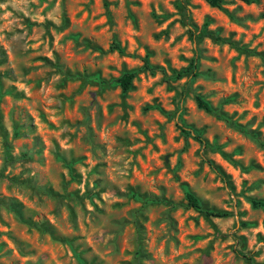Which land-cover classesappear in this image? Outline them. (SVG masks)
I'll return each instance as SVG.
<instances>
[{"label": "rangeland", "instance_id": "374dc122", "mask_svg": "<svg viewBox=\"0 0 264 264\" xmlns=\"http://www.w3.org/2000/svg\"><path fill=\"white\" fill-rule=\"evenodd\" d=\"M197 95L264 142V0H0V264H264V145Z\"/></svg>", "mask_w": 264, "mask_h": 264}, {"label": "trees", "instance_id": "16d2710c", "mask_svg": "<svg viewBox=\"0 0 264 264\" xmlns=\"http://www.w3.org/2000/svg\"><path fill=\"white\" fill-rule=\"evenodd\" d=\"M206 1L210 5L216 6V7H222L223 4L225 3V0H206ZM242 1H244L246 3H251L253 0H242ZM214 36H215V38L217 40L225 41L224 38H222V37H220L218 35H214ZM113 48L120 49V46L118 44H116ZM241 49L243 50V48H241ZM144 68L145 69H152L153 68V66L149 63L148 59H145ZM195 68H196V62H195V60H193L186 69H184L180 73H178V76H182L183 74H187V73H190V72H191V74H194V72H195L194 69ZM136 75H137L136 71H127V72L123 73L116 80V82L121 86V88H122V90L124 92H127L130 89H132L133 81H134ZM196 101H197V104H198V106L200 108H203L207 112L213 113V114H215L218 117H222L225 120L230 121L231 123L236 125L235 122L231 121L223 113H221L220 111H218L215 108H213V106L203 96L197 95L196 96ZM236 126L238 128H240L244 133L256 138V140H258V142H260L261 145H264V142H262L261 139H259V137H257V135H256V133L254 131L248 130L246 128H243L240 125H236ZM182 128H183V131L187 132L184 127H182ZM186 198L188 200L189 205L194 206L196 208L202 209V206H201V203H200L198 197L193 192L187 191ZM254 205L264 207V202H262V201H254ZM204 212H205V214L207 216H219V217H222V216L227 215L226 211H221V210H204Z\"/></svg>", "mask_w": 264, "mask_h": 264}]
</instances>
